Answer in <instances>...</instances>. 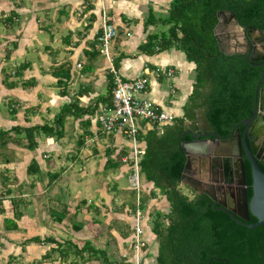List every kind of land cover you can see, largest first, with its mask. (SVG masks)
I'll use <instances>...</instances> for the list:
<instances>
[{
  "label": "crops",
  "instance_id": "obj_1",
  "mask_svg": "<svg viewBox=\"0 0 264 264\" xmlns=\"http://www.w3.org/2000/svg\"><path fill=\"white\" fill-rule=\"evenodd\" d=\"M171 1L0 0V23L5 27L18 23L20 14L27 15L17 31L0 35V132L7 133L6 137L0 135V249L7 246L15 255L20 246L26 264H126L121 255L128 253L131 222L126 208L131 205L132 194L128 193V202L117 206L116 199L107 194H98L96 202V191L93 199L86 192L70 197V191L61 192L57 187L72 181L73 187L86 186L82 190L86 191L87 185L98 179L85 169L100 162L104 171L108 160L118 165L110 169L120 168L118 174L124 176L121 169L126 165L121 158L128 152L127 143L119 133L102 134L97 123L100 111L110 106L112 89L109 65L96 49L101 3L116 23L111 54L120 76L128 80L145 75L149 79L147 98L175 120L184 116L183 107L194 84V65L175 48L153 55L138 51L149 35L167 29L159 25L145 27V23L152 17L167 16ZM42 33L47 34L46 42L39 36ZM215 36L219 48L218 28ZM12 55L22 59L27 55L30 59L18 62ZM8 62L11 67L6 69ZM156 68L173 69V80L154 78ZM164 79L172 80L168 89L161 84ZM2 106H6L10 118L3 114ZM67 106L72 108L66 110L61 123H56ZM140 125L144 132L146 128ZM43 126L50 127L53 136L41 135L43 132L37 130L32 135L26 132ZM104 137L112 141L105 146L104 154L109 157L114 151L118 156L115 161V155L110 159L101 157ZM29 138L34 145L30 149ZM78 163L80 167L75 168ZM31 164L34 166L29 174ZM145 183L148 192L143 202L150 209L146 197L152 184ZM73 197L81 198L66 201ZM159 197L148 199L154 203ZM84 198L90 200L85 203ZM15 214L19 218L15 219ZM6 220L14 221L16 229L5 230ZM32 238L43 242H29ZM147 239L151 244L147 264H155L158 242L152 228L147 230ZM85 243L90 248L80 253ZM63 249L70 250L64 254ZM90 249L104 252V257Z\"/></svg>",
  "mask_w": 264,
  "mask_h": 264
},
{
  "label": "trees",
  "instance_id": "obj_2",
  "mask_svg": "<svg viewBox=\"0 0 264 264\" xmlns=\"http://www.w3.org/2000/svg\"><path fill=\"white\" fill-rule=\"evenodd\" d=\"M221 11L232 13L240 26L264 30V0H172L167 16L152 17L145 23V27L159 24L166 27V31L149 35L146 43L138 47V51L146 55L175 48L194 65L195 72L192 91L183 107L184 116L159 134L150 128L144 132L139 130L138 139L144 150L140 171L152 184L149 197L161 196L168 205L166 213L157 212L152 227L158 242L155 264H225L219 260H226L227 264H264V224L253 229L240 226L224 212L207 207L202 195L194 194L189 198L179 189L186 160L180 141L184 121H193L196 112L206 107V119L212 130L217 135L228 134L234 124L251 113L254 89L262 74V69L245 58L219 51L214 29ZM111 80L110 76V83ZM260 87L264 88V77ZM65 108L56 123L64 120L66 110L72 106ZM33 130L53 136L47 126L26 132L32 135ZM0 135L6 137L7 133L0 132ZM28 140L30 149L34 145L30 138ZM33 166H29V174ZM117 166L108 160L104 169ZM243 166L250 199V166L246 160ZM259 167L264 173V166ZM63 216L64 213L58 222ZM16 218L19 214H15ZM250 222L256 220L251 217ZM4 229L15 230L14 221L6 220ZM29 242L43 241L32 238ZM89 246L85 243L79 252H85ZM68 250L61 251L67 254ZM92 251L104 257V252Z\"/></svg>",
  "mask_w": 264,
  "mask_h": 264
},
{
  "label": "built area",
  "instance_id": "obj_3",
  "mask_svg": "<svg viewBox=\"0 0 264 264\" xmlns=\"http://www.w3.org/2000/svg\"><path fill=\"white\" fill-rule=\"evenodd\" d=\"M100 31L96 36V49L109 65L112 78L110 106L103 108L97 116V123L102 134L119 133L128 146L127 154L121 162L127 167V190L132 194L129 213L130 230L128 234V253H122L121 258L126 264H147L151 244L147 239L150 213L143 202V196L148 192L147 184H141L140 161L144 150L138 139L142 125L146 129H154L158 134L166 126L174 123L175 117L161 109L151 99L147 98L149 79L139 74L135 79L124 80L115 68V59L111 54L112 41L117 36V27L113 17H109L103 3L100 6ZM79 67V65H78ZM154 78L164 77L170 80L174 76L171 68H156ZM154 234V233H153Z\"/></svg>",
  "mask_w": 264,
  "mask_h": 264
},
{
  "label": "flooded vegetation",
  "instance_id": "obj_4",
  "mask_svg": "<svg viewBox=\"0 0 264 264\" xmlns=\"http://www.w3.org/2000/svg\"><path fill=\"white\" fill-rule=\"evenodd\" d=\"M224 13L226 15L224 19H221L217 27L221 33L219 39L220 50L228 56L245 58L253 66L262 69L263 72L264 67L261 64L264 62V30L249 27L248 25L240 26L237 20L236 22L229 20L228 17L230 13ZM251 28L256 29V31H250ZM238 38H241V41H237ZM231 39L234 40V42H230ZM247 45L250 46L249 50L246 48ZM246 56H248V59ZM254 96L255 89L249 116L234 124L228 134L217 135L219 139L216 140L213 136L209 135V133H206L208 135H204L202 130H205L206 127L201 124H196L194 120H185L182 125L181 133L183 143H198V145L192 147L193 151L196 153V155H194L195 161L193 162L191 172L183 179L184 183H186L194 194L202 195L205 198L207 207H212L215 210L224 212L232 221L243 227H245L244 225L246 224L253 223L250 222L251 215H249L248 220L241 218L238 215L236 206L237 180L235 179L234 171L237 142L235 136L237 133L241 135L245 128V124L239 123L253 117L249 128L257 121L256 141L254 144L258 152H261L260 158H264V88L260 87V84L256 92V106H254ZM201 112H203V108L196 112L195 117H199ZM188 123L196 124L197 127H201L202 130L198 131L197 129V132L193 133L192 129L188 128L184 131V125ZM211 131L215 132L212 128ZM230 140H232L231 152L225 147V142ZM203 141H207V143ZM244 160H246V158L243 154V162ZM259 165L261 164L258 162V166Z\"/></svg>",
  "mask_w": 264,
  "mask_h": 264
},
{
  "label": "water",
  "instance_id": "obj_5",
  "mask_svg": "<svg viewBox=\"0 0 264 264\" xmlns=\"http://www.w3.org/2000/svg\"><path fill=\"white\" fill-rule=\"evenodd\" d=\"M225 15L226 14L223 11L218 13L217 15L218 24L214 29V34L221 22V19H224ZM228 18L229 20L236 22V18L232 13L229 14ZM250 31H256V29L251 28ZM246 48L247 50H249L250 46L247 45ZM219 49H220V45H219ZM220 52L224 54L221 50ZM246 58L248 59V56H246ZM261 65L264 67V62ZM263 77H264V70L260 78L258 79V82L255 87L254 106H256V92L259 88V84ZM206 111L207 108L204 107L203 112H201L200 116L195 117L194 119L196 124H201L205 126L206 127L205 130H202L201 127H197V125L193 123L185 124L183 129L184 131H186L188 128L192 129L193 133L197 132V129L198 131L202 130L204 135H208L206 133H209V135L213 136L217 140L219 139V137L217 136L216 132L211 131V127L207 122ZM252 120L253 117L239 123V124H245V128L241 135L237 133V135L235 136V140L237 142V155L235 157L236 162H235V171H234L235 179L237 180L236 206L238 210V215L244 220H248L249 215H251L256 220V222L253 224L244 225L246 228L249 229H253L255 227L264 224V173L261 171L260 167L258 166V162L262 166H264V158H260L261 152L260 151L258 152L257 147L254 144L256 141L257 121L254 122L252 126L249 128ZM180 141H181V148L186 157L184 168L182 171V177H181V182H182L183 179L187 176V174H189L192 170L193 162L195 161L194 155H196L192 147L198 145V143L195 142L183 143L181 137H180ZM203 142L207 143V141H203ZM231 146H232V140L225 142V147L227 150H229V152H231ZM243 154L249 163L250 173H251L252 195L249 200L247 198V192H246ZM230 169H229V173H230ZM219 261H222L225 264H227L226 260H219Z\"/></svg>",
  "mask_w": 264,
  "mask_h": 264
},
{
  "label": "rangeland",
  "instance_id": "obj_6",
  "mask_svg": "<svg viewBox=\"0 0 264 264\" xmlns=\"http://www.w3.org/2000/svg\"><path fill=\"white\" fill-rule=\"evenodd\" d=\"M26 16L27 15L24 14V13L20 14L19 22L18 23H13L10 27H5L2 23H0V35H4V36L11 35L14 31H17L18 28L22 26V24H25ZM157 25H159V24H157ZM159 26L163 27L161 25H159ZM39 36L43 40V42H46V40L48 39L46 33H42ZM34 46H38L37 42L34 43ZM37 48H39V46ZM25 57L27 59H30V56H27V55L24 56L23 59H25ZM13 58H14V60H17L18 62L23 60L22 57L18 56V55L13 56ZM11 61H12V63L14 62L13 60H11ZM10 67H11V63L8 62L6 64V69H8ZM171 81H167V80L162 81L161 84L163 85V88L164 89H168V84ZM2 112H3L4 115H6V116H8V118H10V115H9V113L7 111L6 106H2ZM42 134L43 133H41V135ZM104 138H105L106 142L104 144V147L100 148V153H101V157L109 158L111 156H114L115 152L114 151H113V153L111 152L112 155L110 154L109 157L104 154L105 146L109 145V143L112 142L110 137H104ZM117 157L118 156L115 155L114 159L112 158L113 161H115V159H117ZM102 161H104V160H102ZM52 167L49 166L48 169H51ZM74 167L75 168H79L80 164L79 163L75 164ZM123 169H121V170H122V173L124 174V176L120 177V175L118 174V170H120V168H117V169H114V170L110 169V170H107V171L106 170L103 171L102 170V165L100 164V162H96L95 164L92 165L91 169H85V172L87 174L90 171H92L93 174L95 175V177L98 179L97 182L94 181V182L90 183L89 185H87L88 188L86 189V191H82V190H84V188L86 186L85 187L84 186H75V187H73L74 183L72 181H68L67 183L66 182L65 183H61L57 188H58V191H61V192H66V190L70 191V194H71L70 197L72 195H74L75 193L80 195V193L84 194L86 192V193H91L92 194V195H90V198H91L93 196L95 197V191H96V197L93 200V201H96V202H98V199H97V195L98 194H107V195H110V196L114 197V199H116V205L118 206V204L121 203L122 201L123 202H128V200H129V196H128L129 191L127 190V187H128L127 175H125L126 174V170H128V169H126V167H123ZM98 174H100L101 176H98ZM72 180H76V178L72 177ZM140 182H141V184H145V182H147L143 175H141V177H140ZM4 189H6V188H4ZM179 189L184 195L188 196L189 198H192L193 195H194V193L186 185V183H184V181H182L180 183ZM77 190L79 192H75ZM2 192H3L2 186L0 185V193H2ZM148 197H146V200H147L146 202L149 205H152V206H149L151 208L148 211V212H151L150 213L149 224H148L149 229H151L153 227L154 221H156L157 212L162 213V214L166 213L168 211V205H167L166 202H164L162 197H159L157 200H154L155 201L154 203H152V202L150 203V201H149L150 199H148ZM80 198L81 197L76 199L75 197H73V198H71L69 200H66V201H71V200L77 201ZM90 198H89V200H90ZM91 199H93V198H91ZM82 200H84L85 203L87 201H89L88 199H85V198L82 199ZM68 203L70 204L71 202H68ZM114 203H115V201H114ZM91 215H93V213ZM100 219L103 220V218H100ZM164 223H165L164 225H166V222H164ZM1 230L2 229H1V226H0V233H2ZM1 240H3V238ZM19 241H21V240H19ZM1 243H2V241H0V245H1ZM7 248L8 247L6 246L4 248L1 247V249H0V264H26V262L23 261V255L20 254V251H21L20 246H19V248L17 250L18 253L16 252L15 255H14L15 251H11V250H9V248L8 249ZM17 255H19L20 257L17 256Z\"/></svg>",
  "mask_w": 264,
  "mask_h": 264
}]
</instances>
